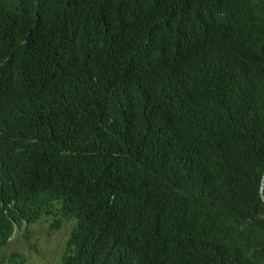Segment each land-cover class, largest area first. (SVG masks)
Listing matches in <instances>:
<instances>
[{
    "label": "trees",
    "instance_id": "obj_1",
    "mask_svg": "<svg viewBox=\"0 0 264 264\" xmlns=\"http://www.w3.org/2000/svg\"><path fill=\"white\" fill-rule=\"evenodd\" d=\"M263 182L264 0H0V264H264Z\"/></svg>",
    "mask_w": 264,
    "mask_h": 264
},
{
    "label": "rangeland",
    "instance_id": "obj_2",
    "mask_svg": "<svg viewBox=\"0 0 264 264\" xmlns=\"http://www.w3.org/2000/svg\"><path fill=\"white\" fill-rule=\"evenodd\" d=\"M60 222L57 216L44 218L39 224L15 233L4 251L2 264L7 263V256L17 252L24 255V264H59L71 229L68 222H60V228L52 227ZM18 264H23L18 262Z\"/></svg>",
    "mask_w": 264,
    "mask_h": 264
},
{
    "label": "water",
    "instance_id": "obj_3",
    "mask_svg": "<svg viewBox=\"0 0 264 264\" xmlns=\"http://www.w3.org/2000/svg\"><path fill=\"white\" fill-rule=\"evenodd\" d=\"M262 199L264 200V182H263V189H262Z\"/></svg>",
    "mask_w": 264,
    "mask_h": 264
}]
</instances>
